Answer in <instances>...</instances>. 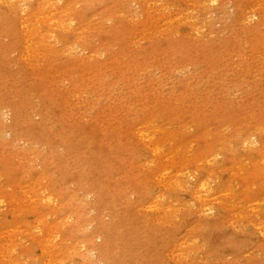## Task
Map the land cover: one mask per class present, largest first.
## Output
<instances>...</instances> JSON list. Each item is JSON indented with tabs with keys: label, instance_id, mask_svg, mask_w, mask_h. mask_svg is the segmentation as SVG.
Returning a JSON list of instances; mask_svg holds the SVG:
<instances>
[{
	"label": "rangeland",
	"instance_id": "rangeland-1",
	"mask_svg": "<svg viewBox=\"0 0 264 264\" xmlns=\"http://www.w3.org/2000/svg\"><path fill=\"white\" fill-rule=\"evenodd\" d=\"M25 2L0 22V264H264V0Z\"/></svg>",
	"mask_w": 264,
	"mask_h": 264
},
{
	"label": "bare ground",
	"instance_id": "bare-ground-1",
	"mask_svg": "<svg viewBox=\"0 0 264 264\" xmlns=\"http://www.w3.org/2000/svg\"><path fill=\"white\" fill-rule=\"evenodd\" d=\"M8 3H10V5H8V9H9V16H6V14L0 10V22H3L5 19H7L8 17H10V24H12V26H14L19 20L17 18L23 16L26 13V2L25 0H6ZM12 22V23H11ZM74 49H70V51L72 52ZM252 97L256 98V99H261L264 98V90L261 89L259 90L257 87L254 89L253 93H252ZM251 107V103L250 102H244L243 104H239L237 107L232 108V110H230V112L232 111L237 117H240L241 115H243L244 113H246L249 108ZM21 109V105H15L13 108V113L15 114V117L17 116V110ZM255 114V118H256V122H257V128L258 131H261V126H263L264 128V114H259V113H254ZM14 117V123L16 125V130L18 131V134H20L21 132H25L27 133V137L30 135V132L34 131L40 138H44L45 136L49 135L51 136V132L46 133L44 132V128L41 126H31V129L25 125L23 122L19 123V120L17 118ZM65 134H71L70 130H66L63 132V134L60 136V140L62 141V143L64 144V146H69L66 141L63 139V136ZM20 137H25L24 135L20 134ZM67 144V145H66ZM70 144V143H69ZM72 145V143H71ZM70 149V148H69ZM206 184H202L200 187V189H198L195 193L196 194H201L203 192L205 193H209V190L205 187ZM131 229L133 227H130ZM129 228V229H130ZM130 229V230H131ZM133 233H127L128 237L127 238H136L137 235V230H135L133 228ZM147 264H152V263H147Z\"/></svg>",
	"mask_w": 264,
	"mask_h": 264
}]
</instances>
